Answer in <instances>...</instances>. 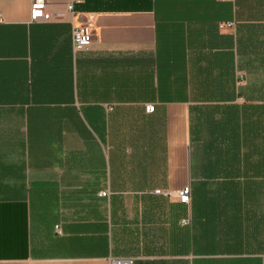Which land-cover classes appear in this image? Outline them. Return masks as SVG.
I'll use <instances>...</instances> for the list:
<instances>
[{
	"label": "crops",
	"instance_id": "1",
	"mask_svg": "<svg viewBox=\"0 0 264 264\" xmlns=\"http://www.w3.org/2000/svg\"><path fill=\"white\" fill-rule=\"evenodd\" d=\"M32 2L0 0V264H264V0Z\"/></svg>",
	"mask_w": 264,
	"mask_h": 264
},
{
	"label": "built area",
	"instance_id": "2",
	"mask_svg": "<svg viewBox=\"0 0 264 264\" xmlns=\"http://www.w3.org/2000/svg\"><path fill=\"white\" fill-rule=\"evenodd\" d=\"M70 11H73V5L70 4L68 6ZM32 10L33 12L43 13L46 10V0H33L32 2ZM231 24H222L220 26L221 29L226 26H230ZM73 41L74 47L76 50H88L93 41V33L92 30L88 26H82L74 29L73 33ZM155 107L153 105H149L146 108L148 113L154 112ZM157 193L161 194L162 191L158 190ZM102 196H106L107 193L103 192ZM179 202L182 204L190 205L192 201V189L190 186H186L181 189L178 194ZM59 226L56 229L59 231ZM112 264H134V260L132 259H112Z\"/></svg>",
	"mask_w": 264,
	"mask_h": 264
}]
</instances>
